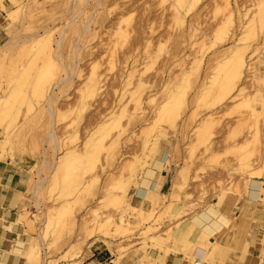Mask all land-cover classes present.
<instances>
[{
  "label": "rangeland",
  "instance_id": "1",
  "mask_svg": "<svg viewBox=\"0 0 264 264\" xmlns=\"http://www.w3.org/2000/svg\"><path fill=\"white\" fill-rule=\"evenodd\" d=\"M8 1L0 100L16 98L11 113L0 115L2 146L12 150L1 147L0 159L29 160L24 217L42 249L35 264L83 263L102 238L119 250V264L131 255L153 264L143 254L156 243L165 256L178 226L216 213L214 204L201 208L211 196L246 195L249 171L264 168V0ZM240 56L246 68L233 78L227 71ZM44 68L49 74L36 89ZM163 143L169 164L181 165L171 192L141 206L148 221L127 208L126 233L96 228L97 218L120 217L125 186L133 206L131 164L163 168ZM84 144L95 155L69 163V152ZM178 203L179 213L172 210ZM227 224L183 242L186 256L221 254L214 236Z\"/></svg>",
  "mask_w": 264,
  "mask_h": 264
},
{
  "label": "crops",
  "instance_id": "2",
  "mask_svg": "<svg viewBox=\"0 0 264 264\" xmlns=\"http://www.w3.org/2000/svg\"><path fill=\"white\" fill-rule=\"evenodd\" d=\"M10 8L11 3L8 0H5L0 7V35L4 11L9 14L12 11L9 10ZM162 146L163 151L166 152L162 158L163 168L155 172L152 180L155 184L151 185L154 186L153 191L161 195L171 192V185L181 166H177L176 163L169 164L170 147L165 143ZM28 169L29 160L19 154L14 155L13 158L0 160V263L2 264H28L24 255L11 251L20 241L23 243L24 252L32 238V226L24 217V211L28 207ZM131 193V203L139 207L142 196L136 193L134 188ZM260 193L261 196L254 202L255 205L247 195L239 197L233 193L227 194L226 203L220 210L229 218V222L214 236V240L223 247L221 254L209 255L210 249H208V254L198 255L197 261L192 262L186 256L188 252L184 251V244L170 243L167 247L168 253L162 259L163 262L158 261L156 264H260L259 261L264 257V202L260 200L263 195L262 192ZM217 200V197L211 196L201 208H205L207 204H214ZM181 209L182 203L175 204L172 208L178 213ZM104 245L106 244L102 241L95 242L90 250L91 255L81 263L114 264L113 253ZM149 252L148 255L153 258L164 254V250L158 249H151ZM203 258L205 260L201 262ZM139 261L140 256L131 255L123 259L121 264H139Z\"/></svg>",
  "mask_w": 264,
  "mask_h": 264
},
{
  "label": "bare ground",
  "instance_id": "3",
  "mask_svg": "<svg viewBox=\"0 0 264 264\" xmlns=\"http://www.w3.org/2000/svg\"><path fill=\"white\" fill-rule=\"evenodd\" d=\"M10 1H12V2H16V0H10ZM264 20V19H263ZM2 46H4V45H2ZM2 46H0V57H2L3 55H5L6 54V51H7V49L8 48H4V47H2ZM3 57H6V56H3ZM48 57H50V55H48ZM50 63V62H49ZM226 63V62H225ZM224 63V64H225ZM230 64V63H229ZM232 64V63H231ZM222 65V64H221ZM226 65H228V63H226ZM47 66H49V65H47ZM227 66H224V68H226ZM229 67V66H228ZM227 67V68H228ZM231 67V66H230ZM223 68V67H222ZM244 68H246V62L244 61V59L240 56L238 59H237V61H235V64H233V66L231 67V69H232V71H227V72H229V73H231V75L233 76V78H234V76H236L237 78H240V75L242 74L241 72H242V70L244 69ZM249 69V68H248ZM223 70V69H222ZM226 72V73H227ZM250 72V71H249ZM49 74V71H48V69L47 68H44V69H39V70H37V72H36V79H35V82H33V83H35L34 84V87H36V89H37V87L40 85L39 84V79H41L42 77H47V75ZM25 75V74H24ZM70 76V75H69ZM68 76V77H69ZM67 77V80H69V78ZM23 78V77H22ZM21 78V79H22ZM25 78V77H24ZM24 78L21 80V81H23L24 80ZM71 79V78H70ZM258 79V78H257ZM45 80V79H44ZM43 80V81H44ZM25 81H27V78H26V80ZM41 81H42V79H41ZM40 81V82H41ZM46 81V80H45ZM72 81V80H71ZM70 82V81H69ZM27 83V82H26ZM32 83V84H33ZM43 83V82H42ZM216 82L214 81H212V83H211V85L212 84H215ZM248 83V82H247ZM257 83V82H256ZM39 84V85H38ZM60 84V83H59ZM216 84H219L218 82L216 83ZM225 84V83H224ZM224 84L223 85H220L219 87H220V89L221 88H223V86H224ZM249 84V83H248ZM28 85V84H27ZM209 86V88L210 89H212L211 87H213L214 88V85L213 86ZM33 86V85H32ZM42 85H40V87H41ZM57 86H59L58 84L55 86V88H57ZM96 85H95V82H92V84H90V89L91 88H94ZM215 86H217V85H215ZM245 87V86H244ZM250 87V86H249ZM39 88V87H38ZM241 88H243V87H241ZM240 88V89H241ZM10 89H12V88H10ZM35 89V88H34ZM33 89V90H34ZM53 89L54 88H52L51 89V96H53V93H54V91H53ZM239 89V88H238ZM244 89V88H243ZM16 90V89H15ZM41 90H43V89H41ZM40 90V91H41ZM35 91V90H34ZM33 91V92H34ZM252 91V90H251ZM242 92V91H241ZM12 93V92H11ZM238 93H240L239 91H238ZM243 93V92H242ZM252 93V92H251ZM258 94V93H257ZM16 95V94H15ZM259 95V94H258ZM14 97V96H13ZM13 97H9V98H7L6 100H0V115H3L4 116V114L5 115H9L8 113H11L10 112V108L9 107H11L12 105H13V103H14V100H15V98H16V96L14 97V99H13ZM250 97V96H249ZM248 97V98H249ZM259 98V97H258ZM252 99H253V97H252ZM251 99V100H252ZM255 100V99H254ZM260 100V99H259ZM19 101V100H18ZM249 101V100H248ZM253 101V100H252ZM16 102H17V100H16ZM52 105V101H51V104H49V106H51ZM53 106V105H52ZM54 129H51V132H50V135L52 136V137H54V138H56L55 137V135H54V131H53ZM9 131V130H8ZM12 133V132H11ZM11 133L9 134V136H11ZM4 135V134H3ZM13 135V134H12ZM16 135V134H15ZM13 137V136H12ZM48 142V141H47ZM7 144V143H6ZM5 144V146H2V145H4V143L0 140V148L1 147H3V149H4V147H6V148H8V144L6 145ZM17 145V144H16ZM15 145V146H16ZM14 146V145H13ZM84 146H85V149H84V147H83V149L81 148V150L79 151V150H76V149H74V150H71L70 152H69V163H71V161L72 162H74V161H76V162H82V161H84L85 160V162H86V159H91L94 155H95V150H93V149H89V147H87L88 145H85L84 144ZM11 147V146H10ZM93 147V146H92ZM91 148V147H90ZM13 149V148H12ZM7 150V149H6ZM6 150H5V153H6ZM1 151V150H0ZM4 151V150H3ZM8 151L9 152H7L8 154L10 153V151H12L11 149L9 150V148H8ZM2 152V151H1ZM2 153H4V152H2ZM1 154V153H0ZM12 155V154H11ZM7 156V155H6ZM1 157V156H0ZM6 157H4L3 159H5ZM11 158V157H10ZM3 159H0V160H3ZM88 162V161H87ZM107 162H109V161H107ZM245 162H246V160H245ZM248 162H250V159H248V161L246 162L247 164H252L253 165V163L252 162H250V163H248ZM22 163V162H21ZM75 163V162H74ZM260 163V162H259ZM247 164H245L246 166H249V165H247ZM79 165V164H78ZM245 165H243V167L245 166ZM251 167V166H250ZM104 168V167H103ZM246 168V167H245ZM71 169V167L69 168V166L67 167V169H66V171H64V173H65V175H68L69 174V170ZM94 169V167L92 168V167H90V169H88V171H92ZM128 169H129V172H130V174L133 176V179H134V177H136V180H135V182H133L134 183V185H135V187H134V189H135V191H136V193H138L140 196H142V199H141V201H140V207H135V206H132L130 203H128L126 200H125V198H127L126 197V195H127V191H128V187H124V191H123V193H124V195L122 196V199H117V203H121L122 205H121V211H122V214L120 215V217H117V220L115 219V218H113L111 215L109 216V214H107L109 217H107L106 219H104L105 221L104 222H99V220H98V218L95 220V227L96 228H98V229H104L105 230V234H110L109 232L112 230V228L114 229V231H117V232H120V233H126V232H128V231H130L131 230V228H130V226L128 225V223H127V220H126V218L123 216V212L128 208V209H130L133 213H135L137 216L136 217H138L139 218V221H145V220H147L148 221V218L146 217V212L145 211H143V209L141 208V206L143 205V204H146L147 202H150V203H152L153 205H155V201L156 200H161L162 199V196L163 195H165V194H163V195H161V194H159L157 191L156 192H154L153 191V189L152 188H154V186L153 187H151V185H152V183H153V177H154V174H155V172L156 171H159L161 168L160 167H156L155 165L154 166H152V165H147L146 164V161H144L143 160V162H141L140 164H138V166H136L135 164H131L129 167H128ZM247 169V168H246ZM249 169V168H248ZM102 170V169H101ZM252 170H254L253 172H251V171H249V173H250V176L246 179V181H245V188H247V192H246V195H247V197H248V199H250L251 201H253V203L257 200V199H259V197L261 196V193L260 192H262L263 193V195H262V198L260 199V200H262V202H264V179H262V177H264V168L262 169H258V170H256L255 171V169H252ZM104 171V170H103ZM135 174H136V176H135ZM161 175V174H160ZM261 177V178H260ZM132 179V178H131ZM157 179H158V177H157ZM128 181V180H127ZM126 181V182H127ZM131 182V181H130ZM38 183V182H37ZM37 183H36V185H37ZM40 183V182H39ZM81 183V180L79 181V184ZM123 183V182H122ZM132 184V183H131ZM153 184H155V183H153ZM40 185H42L43 186V184H38L37 185V188H36V190L38 189V187H42V186H40ZM128 185V184H127ZM238 186V185H237ZM236 186H234V188H235ZM157 188V187H156ZM228 188V187H227ZM231 188V187H230ZM233 188V187H232ZM241 191H239L238 189ZM236 189L240 192V193H242V189L240 188V186L239 187H236ZM233 190V189H232ZM243 191H245V190H243ZM225 192V193H224ZM224 192H222V195L219 197L218 196V200L214 203V205H215V211H216V213H213V212H209V213H206V212H201V213H199V214H195V215H193V217H192V222H187V223H185V224H183V225H181V228H180V226H178L177 227V229H176V232L174 233V235H173V240L175 241H177V244H181V243H183V242H185V241H187V240H190V241H192L191 239H193V237H195L194 239L195 240H200L201 238H203V237H205L206 235H207V233H211V234H213V232H214V228L217 226V224L218 223H220V222H223V221H227V222H229V218L227 217V216H225L222 212H221V210H220V208H222V207H224V203H226V199H227V196L228 195H230L229 193H227L226 191H224ZM231 192H233V191H231ZM239 193V194H240ZM218 194V193H217ZM228 194V195H227ZM245 195V196H246ZM175 199V198H174ZM173 199V200H174ZM241 199V198H240ZM128 200V199H127ZM175 201V200H174ZM173 201V202H174ZM163 202V201H162ZM157 203H158V201H157ZM157 203H156V205H157ZM249 204V203H248ZM254 205H255V203H254ZM257 206V205H256ZM152 209V208H151ZM24 215H25V212H24ZM45 215V214H44ZM95 216V215H94ZM148 217H149V214L147 215ZM151 216V215H150ZM242 217V216H241ZM49 218V217H48ZM102 217H101V215H100V218L99 219H101ZM247 218V217H246ZM27 219V218H26ZM102 219V220H103ZM233 222V221H232ZM99 223H101V224H99ZM146 223V222H145ZM26 224V223H25ZM28 224H30V223H28ZM240 225V224H239ZM238 225V226H239ZM94 227V228H95ZM237 229V228H236ZM239 229V228H238ZM104 230H101V234H103L102 233V231H104ZM100 232V231H99ZM239 232H240V230H239ZM239 232H238V234H239ZM90 236H91V234H89ZM98 235V234H97ZM112 235V234H111ZM123 235V234H122ZM103 236H105L104 234H103ZM106 236H108V237H110V235H106ZM114 236V235H113ZM93 237V236H92ZM96 237H98V236H96ZM156 238V237H155ZM35 239V238H34ZM37 240V239H36ZM108 240V239H107ZM106 239H104V238H102L101 239V241L102 242H104L106 245H108V247L110 248V250H111V252L113 253V255H115L116 254V251H119V250H115L114 249V246H112L108 241H107ZM154 241H156V239H153ZM194 240V241H195ZM94 241H95V239H94ZM112 241V240H111ZM30 243L28 244V246H27V248H26V250L23 252V243L22 242H17V244L16 245H14V247H13V249L11 250L13 253H16V254H22V256L24 255L25 256V258H26V260H27V262H28V264H35V263H37L38 262V260H39V258H40V252L42 251V249H41V245H40V243H37V241H35V240H33V241H29ZM113 244V243H112ZM144 244V243H143ZM146 244V243H145ZM106 245H104V246H106ZM116 245V244H115ZM144 246V245H143ZM146 246H149V245H146ZM153 246H155V245H153ZM108 247H106V248H108ZM156 247L160 250V247H159V245H157V243H156ZM215 247L217 248V249H223V247H221V245L219 244H217V242L215 243ZM245 247V246H244ZM117 248H118V246H117ZM147 248V247H146ZM149 248V247H148ZM147 248V249H148ZM154 248V247H153ZM201 250H199V251H197V252H199V253H203V248H200ZM243 249V248H242ZM246 249V248H245ZM109 250V251H110ZM147 251V250H146ZM194 252L196 251V250H193ZM245 251V250H244ZM142 252V251H141ZM150 253V252H149ZM175 253H177V252H175ZM155 254V253H154ZM144 256V258H145V260H146V262H151V263H155V261L156 260H160V261H162V259L164 258V255H159L157 258H153L151 255H147V254H143ZM240 255V254H239ZM120 256V255H119ZM119 260V259H118ZM112 262V261H111ZM113 262H114V264H119V262L118 261H116V260H113ZM163 262V261H162ZM260 262V264H264V257L261 259V261H259ZM139 263H141V262H139ZM0 264H2V263H0ZM41 264H47V262H42ZM143 264V263H142ZM145 264V263H144ZM162 264V263H161Z\"/></svg>",
  "mask_w": 264,
  "mask_h": 264
}]
</instances>
